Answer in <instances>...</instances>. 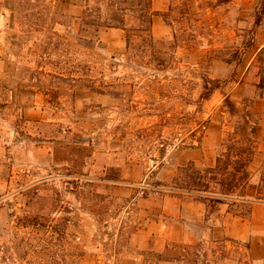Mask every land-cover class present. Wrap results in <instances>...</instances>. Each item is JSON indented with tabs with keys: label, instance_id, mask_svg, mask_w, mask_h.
Wrapping results in <instances>:
<instances>
[{
	"label": "rangeland",
	"instance_id": "1",
	"mask_svg": "<svg viewBox=\"0 0 264 264\" xmlns=\"http://www.w3.org/2000/svg\"><path fill=\"white\" fill-rule=\"evenodd\" d=\"M148 3L0 0V264H264L248 242L138 236L176 222L142 198L199 201L211 162L246 157L264 0Z\"/></svg>",
	"mask_w": 264,
	"mask_h": 264
},
{
	"label": "crops",
	"instance_id": "2",
	"mask_svg": "<svg viewBox=\"0 0 264 264\" xmlns=\"http://www.w3.org/2000/svg\"><path fill=\"white\" fill-rule=\"evenodd\" d=\"M118 30L123 29L110 28L105 32L113 33ZM250 114L243 118L246 133H250L255 146L254 156L248 165L250 177L245 189L246 197L242 200V203L249 206L248 213L234 211L224 200L215 201L211 212H208L207 202L187 199L186 194L178 196L170 191L151 193L140 200V204L147 201L150 205L143 204L142 206L149 207H142L140 214H151L152 209L158 207L165 218L176 219L174 224L149 220L139 222L141 227L138 236L147 239L145 241L153 246L156 244L158 252H163L171 243L188 245L197 238H209L212 241L223 238L248 242L251 257L256 260L264 259V199L257 198L259 188L263 186L261 178L264 171V95L254 99L253 111ZM215 164L216 159L211 162V166Z\"/></svg>",
	"mask_w": 264,
	"mask_h": 264
},
{
	"label": "trees",
	"instance_id": "3",
	"mask_svg": "<svg viewBox=\"0 0 264 264\" xmlns=\"http://www.w3.org/2000/svg\"><path fill=\"white\" fill-rule=\"evenodd\" d=\"M150 5H151V0L150 3L146 5V9L150 10ZM145 17V15H144ZM114 20V19H111ZM105 27L110 28V27H119L118 25H115L112 21L107 23ZM248 141L252 142L249 143V147L245 148L242 150V154H245V158L241 157L240 161V167H235L234 171L230 174H226L224 172L227 171L228 166L230 165V160H231V155L228 153L226 155V164L223 167V171H221L220 168V158L217 159L216 165L214 167H210L208 170H203L204 175L199 176V183H201V180H204L203 187L205 188L204 190L200 191L201 194H199V201L201 202H206V201H226L231 205L230 202H232L234 205L237 203H242V200H245L246 197V186L249 181L250 173L248 171V165L254 156L255 149H254V142L253 139L250 138ZM261 181L263 182V186L259 188L258 192V197L260 199H264V173L262 174ZM262 184V183H261ZM215 186H220L221 190L216 191L211 189V187ZM188 192L190 190H187ZM202 192L205 193L206 196L202 195ZM181 194H178V196Z\"/></svg>",
	"mask_w": 264,
	"mask_h": 264
}]
</instances>
